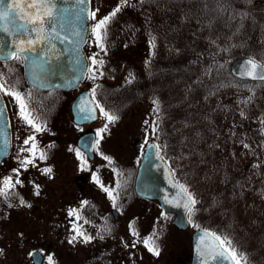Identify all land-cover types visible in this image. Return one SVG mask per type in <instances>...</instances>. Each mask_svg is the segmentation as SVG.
Here are the masks:
<instances>
[{"label":"rangeland","instance_id":"374dc122","mask_svg":"<svg viewBox=\"0 0 264 264\" xmlns=\"http://www.w3.org/2000/svg\"><path fill=\"white\" fill-rule=\"evenodd\" d=\"M162 1L166 0H143V3L140 0H130L129 5L124 6L122 11L108 24L102 50L96 42L92 28L98 20L108 15L120 0H91L92 12H96V18L91 19L89 37L85 44V51L89 58V70L84 80L85 85L91 90L95 88L96 99L103 102V99L106 100L111 95L108 92L109 88H119L124 83L131 87L133 82L127 81L131 79L133 70L141 75L142 80L140 86L131 87L126 95L129 98L128 102L117 105L115 109L110 108L121 116L114 125H110V133L105 134V138L99 146L101 153L118 159L123 164H131L132 158L144 146L143 129L145 125L142 124L145 123L142 122L153 116L151 110L154 109L150 107L151 97L160 100L165 94V88H156L159 80H148V76L160 64L182 70L183 65H186L189 59L206 58L214 48L209 40L193 34L195 27H199L198 33L203 34L200 31V26H205L204 19L213 15V12L204 11L205 4L207 3L209 8L213 7L212 0L200 3H196V0H184L188 6L186 11L194 8L196 12L195 17L191 19L192 26L188 29L183 22L176 21L175 15H180L182 11L179 6L174 7L178 9L174 13L163 12L164 8L160 5ZM228 2L233 11L241 10L248 15L247 17L253 13L251 19L244 25L238 22L235 28H238V33L252 40L253 46L257 47L264 55V0H244L243 3L247 6L243 8H236L232 4L233 0H228ZM231 25L232 23H229V26ZM229 26L224 29L233 31ZM153 37L155 38L154 47L152 45ZM236 38L240 41L238 36ZM111 45H116V47L111 49ZM250 51L253 50L250 49ZM244 52L243 50L242 54L240 53L234 58L250 53ZM93 56L98 60H103L102 65L95 66L97 68L95 79L90 78L93 75L90 69L94 67L90 58ZM20 69L21 66L16 60L0 63V72L4 73L6 80H10L9 84H14L26 95L30 93V107L33 113L37 111L43 115L39 117V122L46 124L47 130L36 134L37 143L40 149L46 151L47 156L53 160L59 174L53 176L52 180L43 179L46 177L36 174V172H41L40 169L47 167V161H40L36 167L29 166L27 170L21 169L20 179L23 181V185H18L17 191L19 188L27 190L30 198L25 196V199L31 206L17 203V211L9 221L5 220L4 211L0 209V264H11L12 261L14 264H21L23 259L30 262L29 251L35 248L41 249L42 264H49L48 257L51 254L52 264H87L88 257L80 253V248L76 249L77 245L74 246L75 251L70 252L69 244L57 243L63 238H70L66 232L68 231L67 221L71 209L67 207V198L76 197L74 195L65 197L64 188L57 184L63 181L64 187L70 184L71 187L75 186L76 179L74 178L76 176L72 169L80 166V161L76 159L75 153L69 151L70 146L76 148L75 138L81 133V128H77L71 123L69 113L70 101L76 91L40 92L32 90L22 79L23 75ZM5 98L12 125L13 150L10 156L0 163V181L10 175L15 178L13 169L20 168V160L27 155L20 151L21 147H27L23 145V140L32 134L29 126L19 118V109L13 98L9 96H5ZM132 98H135V101H131ZM36 102L40 107L36 105ZM123 105L126 107H122ZM254 109L250 111L264 110V100L259 101ZM160 111L164 112V109ZM235 112L236 114L231 115L227 120L232 127L237 128L238 125L240 126V120L237 118L239 111ZM104 123L105 121L102 119L96 128H101ZM242 123L243 121H241V125ZM171 125L178 124L173 122ZM234 145L238 154L241 150L246 149L243 144L235 142ZM224 155L232 156L229 153ZM53 170L55 171V168ZM78 173L79 171H76V174ZM53 180L54 182H52ZM37 184L40 185L39 195L34 194V185ZM94 188L97 196L102 198L104 194L100 191L101 187ZM249 198L258 203L254 192L250 193ZM104 199L102 198V201ZM128 200L127 212L133 216L134 231L137 233V235H133L135 242L133 250L127 252L124 244L115 241L114 237L109 235L101 241H96L95 251L97 254L95 258H92L93 264H189L192 251L191 232L194 228L201 226H196L191 221L190 228H175L170 221L171 216L167 214L163 216L155 202L138 198ZM97 211L98 209L95 208V213ZM261 217L259 225L264 226L262 214ZM148 237H152L154 246L159 250L158 255L150 252L143 243V240ZM55 239L56 241H54ZM42 240L43 244L40 243ZM49 240H52V243L48 245ZM86 246L88 245L84 244L81 247L87 249Z\"/></svg>","mask_w":264,"mask_h":264},{"label":"trees","instance_id":"16d2710c","mask_svg":"<svg viewBox=\"0 0 264 264\" xmlns=\"http://www.w3.org/2000/svg\"><path fill=\"white\" fill-rule=\"evenodd\" d=\"M201 1L205 0H196V3ZM243 1L233 0L232 4L243 8L247 6ZM212 4L214 7L213 0ZM160 5L164 8L163 12L173 13L178 10L174 7L179 6L182 11L180 15H175L176 21L183 22L187 29L192 26L191 19L196 12L194 8L186 11L188 6L184 0H166ZM235 12L244 13L241 10ZM228 15L225 13L217 18L213 12L212 16L204 19L205 26H200L203 34L198 33L199 27L193 30V34L202 36L214 46L206 58L189 59L182 70L160 64L147 79L159 80L156 88H165L163 98H160L161 101L158 99L160 108L181 111L178 147H175L172 133L166 145L159 146V152L169 162L174 177L188 188L197 201L191 221L230 239L236 250L247 258V264H264V226L259 225L261 214L264 218V110L250 111L264 100V82L241 80L229 71L230 61L243 50L262 63L264 55L253 46L252 40L235 28L238 22L244 25L253 13L249 17L245 15L242 20L237 16L230 21ZM229 23L232 25L229 26ZM226 26L233 31H226ZM130 80L133 82L131 87L142 84L141 75L135 70ZM131 87L124 83L119 88H109L111 95L101 103L107 109H115L117 105L128 102L126 95ZM153 100L151 97V108L155 107ZM235 111H239L237 118L240 126L237 128L227 120L236 114ZM235 142L250 147L238 154ZM226 153L232 156L224 155ZM19 190L15 189L19 198L22 196L25 201V196L30 198L27 190ZM251 192L255 193L258 203L249 198ZM18 195L8 200L0 197V209H3L6 221L12 219L17 211ZM9 203L13 206L9 207ZM21 264L30 262L23 259Z\"/></svg>","mask_w":264,"mask_h":264},{"label":"snow or ice","instance_id":"6c2138e0","mask_svg":"<svg viewBox=\"0 0 264 264\" xmlns=\"http://www.w3.org/2000/svg\"><path fill=\"white\" fill-rule=\"evenodd\" d=\"M87 0H76V3L81 7H78L77 11L74 13L75 20L80 22L87 19H95L96 12H88L86 6ZM143 3V0H140ZM130 0H120L119 4L106 16L98 20L97 23L93 26L92 32L96 37L97 44L104 49L103 38L107 32L108 24L114 19L118 13L122 11L124 6L129 5ZM214 7L209 8L208 4H205V11L214 12L217 18L223 17L225 13H229L228 20H235L237 16L242 20L245 13H236L231 9V6L228 0H213ZM67 9L59 8L57 6V0H0V60H16L24 62L26 68L29 70L28 75L31 79L34 87H46L47 85L44 82V79L41 75H38L34 68L39 67L43 70L44 65L48 63L47 60H43L42 57L37 54V56L31 55L32 53H37V49H43L45 46L52 45L54 40H59L61 44L67 42L72 47V51L77 53V62L79 63V53L78 49L80 44L83 42V37L80 35L79 31H76L75 28L71 27V22L65 13ZM67 29V34L61 35V32H65ZM69 36L78 37L77 40H69ZM8 37H15L9 45ZM152 45L155 46V38L152 39ZM9 49V50H5ZM92 65L94 66L90 71L93 72L91 79H95V72L97 68L95 66L102 65L103 60H98L95 56L90 58ZM38 60L42 62L38 63ZM11 71V70H9ZM101 75L103 73H100ZM242 75L250 77L251 79H259L264 81V63L257 62L254 58H249L246 62V70ZM131 83V80H129ZM0 95L12 97L14 102L18 106V116L22 119L25 124L29 126L32 130V134L23 140V145L27 147H21L20 151L27 153L20 160V168L13 169L15 173V178L13 176H6L0 181V197H3L5 200H8L12 196L18 195L15 192V189L18 185H23V181L20 179L21 169L27 170L29 166L36 167V161H46L48 159L46 151L40 149L36 134L42 133L47 130L46 124L38 122L35 117L33 110L30 107V97L31 94L27 95L20 90H18L14 84H9L8 80L5 79L4 73L0 72ZM251 99V98H249ZM154 111L159 113L160 105L158 100H153ZM77 112L80 114L79 119L83 121L96 120L102 118L105 123L103 126L96 130V138L89 140L85 144L87 151H99V146L101 141L105 138V134L110 133V125H114L115 122L119 120V116L109 109H106L104 105L96 99V89L91 90V99L86 97L81 98V102L76 107ZM98 113V114H97ZM243 116L244 113L241 112ZM6 116V107L0 104V121ZM147 124L148 121H145ZM264 123V122H262ZM158 125L153 124V132H155ZM82 130V129H81ZM152 147L157 149L156 154L159 155V147L153 145ZM244 147H250L249 145H244ZM8 148V141L5 138L2 142V147H0V155H6ZM70 152H74L78 161H80V167L82 170H86L88 167V158L85 156V153L82 152L79 148L69 147ZM104 160L108 161L109 164L112 163V158L100 153ZM40 171L51 177L53 172L52 167H44ZM115 171V169H114ZM93 179L97 184L100 185L101 189L111 198L113 201V206L116 204V195H114V189L105 187L102 181L98 176L93 174ZM180 192L178 195L184 199V207L189 213V222H191V215L194 212V206L197 201L194 195L188 190L185 185H179ZM35 195L40 194V185H34ZM167 203H173L172 200H168L165 197ZM87 201H83L82 204H87ZM19 204L30 207L24 198L21 196L19 198ZM9 207L13 205L8 204ZM69 215L75 216L76 219H79L75 209L69 211ZM131 227V225H130ZM73 230L76 233L72 236V240H76L78 237L83 238L85 242L91 240L93 237L86 235L77 225H73ZM99 235V234H98ZM133 235H137L133 231ZM213 238L216 242L212 248V251H215L217 248L219 252L216 255H212L213 259L221 257L224 259H229L232 264H247V258L244 254L239 253L236 248L232 245V242L227 237H221L215 233H208L205 230L204 236H209ZM103 238V237H100ZM201 240H204V237H201ZM71 242V241H70ZM145 246L148 247L150 252L158 255L159 250L154 246V241L152 237L145 238L143 240ZM134 246V245H133ZM212 253H205L201 251V255H211ZM49 264H52L53 258L48 257Z\"/></svg>","mask_w":264,"mask_h":264},{"label":"flooded vegetation","instance_id":"af4514ba","mask_svg":"<svg viewBox=\"0 0 264 264\" xmlns=\"http://www.w3.org/2000/svg\"><path fill=\"white\" fill-rule=\"evenodd\" d=\"M20 63L22 70V63L21 61H18ZM1 63V62H0ZM23 80L24 77L22 78ZM29 86V85H28ZM32 88V90L35 91H43L36 89L32 86H29ZM88 88L84 81L76 88L71 90H62V91H76L73 97L76 96V94L85 89ZM90 89V88H89ZM91 90V89H90ZM61 91V90H57ZM46 92H54L52 90H48ZM72 97V99H73ZM71 99V101H72ZM70 101V105H71ZM36 105H39V103ZM105 107V106H104ZM107 109V108H106ZM154 109V108H152ZM162 108H160L161 110ZM111 110V109H109ZM114 111L118 116H121L118 112ZM153 116L149 119V117L145 120L148 121L146 124L145 121H143L142 125H145L143 129V135L144 138V146L143 148L138 151L136 156L132 158L131 164H123L118 161V159L112 158V163L109 164L108 161L104 160V158L101 156V150L94 151L92 153V156H88L86 154V151L79 147L77 144V139L85 133L94 132L95 138H96V125L101 123L102 118H98L96 120L91 121H84L81 123H76L73 121L71 117H73L72 110L69 108L70 113V121L73 124V126L77 128H81V133L75 138V146L76 148H79L82 152L85 153V156L88 158V167L86 170H82L81 167L76 169H72L75 173V186L67 185L64 187L63 181H60L57 186L62 185L63 192L65 193V197L74 195L75 198H67V207L72 209H75L77 214L79 215V219H76L75 216H69V219L67 221V235L70 236V238H63L60 241H57V243H60L62 245L69 244L71 249H68L70 252L75 251V247L77 250L80 248V253L84 254L86 257H88L89 262L87 264H93L92 258L96 257L97 251L96 249V241H101L103 238H107V236L114 237V240L117 242H120L121 244L125 245V249H127V252L129 250H133V245H135L134 238H133V231H134V223H133V216L131 213H128L127 210V203L128 199L138 198L141 200H148L155 202L156 205L158 204L156 200L154 199H148L145 197L138 196L135 193L134 190V182H135V175L137 173L138 164L141 158V155L143 153V150L145 148V144L152 141L155 143L156 146H165L167 142V138H172L173 133V139L175 143V147H178L179 141H180V134H181V111L179 109H173V111H166L164 109L163 111H159V113L155 112L154 110H151ZM35 111L34 115L37 118L38 122L40 121L39 117H42V114H39V112ZM150 112V111H149ZM148 112V114H149ZM172 113V114H171ZM46 118V117H45ZM173 122H177L178 125H171ZM158 125L155 132H153V124ZM161 157H163V160H165L168 164L169 162L167 159L164 158L163 155L159 153ZM77 159V158H76ZM47 161V167H52V169L55 168V171L53 170L51 177L44 175L41 172H36V174H40L42 177H46L43 179H49L52 180L53 176H56L59 174L58 171H56V167L54 166L53 160L48 157ZM40 163V160L36 161V165ZM80 163V162H79ZM169 165V164H168ZM115 169V171H114ZM76 171H79L78 174H76ZM93 174L99 177V179L102 181V183L105 185V187H108L110 189H114V195H116V204L115 207L113 206V201L109 196L100 189L101 193L104 194L102 198H105L102 201L101 196H97L95 193L94 187H100L99 184L95 182L93 179ZM78 175V177H77ZM54 182V180L52 181ZM128 200V201H127ZM83 201H87V204H82ZM104 203V204H103ZM126 204V205H125ZM158 206V205H157ZM95 208L98 209V211L95 213ZM159 208V206H158ZM160 209V208H159ZM160 212L163 213V216L170 215L172 219V214L164 212L160 209ZM170 219V221H171ZM77 225L86 235L93 237L91 240L85 242L83 238L78 237L76 240H72V236L76 233L73 230V225ZM131 225V227H130ZM175 227V226H174ZM177 228V227H175ZM99 234V235H98ZM103 237V238H100ZM58 239V238H56ZM56 239L54 241H56ZM71 241V242H70ZM44 241L42 240V242ZM48 245L52 243V240H49L47 242ZM73 244V245H72ZM88 245L86 248L81 247L82 245ZM98 246V245H97ZM83 248V249H81ZM85 249V250H84ZM41 252V249H39ZM42 253V252H41ZM131 254V253H130ZM129 254V255H130ZM52 256V254H51Z\"/></svg>","mask_w":264,"mask_h":264},{"label":"water","instance_id":"95a60500","mask_svg":"<svg viewBox=\"0 0 264 264\" xmlns=\"http://www.w3.org/2000/svg\"><path fill=\"white\" fill-rule=\"evenodd\" d=\"M11 2V0H9ZM57 6L59 8L67 9L65 13L71 22V27L75 28L76 31L80 32V35L83 37V42L80 44L78 53H79V63L77 62V53L72 51V47L69 43L65 42L60 43L59 40H54L52 45L45 46L43 49L38 48L37 53H32L31 55L37 56L39 54L43 60H47L48 63L44 65L43 70L36 67L33 69L38 75H41L44 79L46 87H37L38 89H62L69 90L77 87L81 81L84 79L87 69H88V58L84 50V45L87 41L89 29H90V19L80 22L75 20L74 13L77 11L78 7H81L76 3V0H57ZM88 12H91L90 0H87L86 5ZM67 34V29L65 32H61V35ZM0 35H4L0 33ZM9 45L15 37H8ZM78 37L69 36V40H77ZM115 46H112L114 48ZM6 51L9 49H5ZM249 56H239L235 58L230 64V72L241 79H246L250 81H261L259 79H251L250 77L242 75L246 70V62ZM257 61V60H256ZM42 62L38 60V63ZM259 62V61H257ZM260 63V62H259ZM23 65V76L26 79L25 81L33 85L31 79L28 75V69L24 62ZM90 97V90L86 89L81 91L76 97H74L71 103V110L73 114V121L76 123L84 122L80 120L79 113L76 110L77 105L81 102V98ZM0 104L6 107L4 98L0 95ZM11 125L9 121L8 110L6 107V116L0 121V147H2V142L6 138L8 141V148L6 155H0V162L11 152L12 149V132ZM95 139L93 132L82 134L77 139V144L79 147L83 148L86 151L88 156H92V151H87L85 144L87 141ZM145 149L142 153V157L139 163L136 179H135V192L138 196L147 197L150 199H157L158 205L167 212L174 214L172 223H174L178 228L185 229L189 226V221L187 219V209L184 207V199H182L178 193L180 192L179 185L181 183L174 181L171 171L167 164L163 162V159L156 154V148L152 147L155 145L152 142L145 144ZM165 197L168 200H172L173 203H167ZM205 230L203 228H197L192 233L191 243L192 244V253L191 260L189 264H232L229 259H224L217 257L213 259L212 255H216L219 252L217 248L215 251H212L215 241L209 236H204ZM208 233H212L209 230ZM201 237H204V240H201ZM201 251L205 253L211 252V255H201ZM31 256L35 264L41 263V254L39 251H32Z\"/></svg>","mask_w":264,"mask_h":264}]
</instances>
